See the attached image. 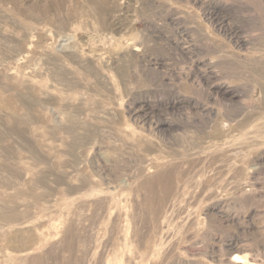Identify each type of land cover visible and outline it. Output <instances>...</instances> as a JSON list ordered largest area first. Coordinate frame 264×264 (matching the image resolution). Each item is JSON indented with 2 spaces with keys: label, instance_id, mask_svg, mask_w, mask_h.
<instances>
[{
  "label": "rangeland",
  "instance_id": "374dc122",
  "mask_svg": "<svg viewBox=\"0 0 264 264\" xmlns=\"http://www.w3.org/2000/svg\"><path fill=\"white\" fill-rule=\"evenodd\" d=\"M247 262L264 0H0V264Z\"/></svg>",
  "mask_w": 264,
  "mask_h": 264
},
{
  "label": "bare ground",
  "instance_id": "6f19581e",
  "mask_svg": "<svg viewBox=\"0 0 264 264\" xmlns=\"http://www.w3.org/2000/svg\"><path fill=\"white\" fill-rule=\"evenodd\" d=\"M231 33V32H230ZM236 33V32H235ZM238 36V35H237ZM232 37V36H231ZM233 38V37H232ZM237 39V38H236ZM236 41V40H235ZM222 86V85H221ZM223 90V89H222ZM227 92V88L225 87V89L222 91V93H226ZM231 93V92H230ZM226 97V96H225ZM230 98V97H229ZM176 100V99H175ZM186 100V99H185ZM225 100V99H224ZM182 102H183V100H182ZM189 102V101H188ZM191 102V101H190ZM198 102V101H197ZM192 104V103H191ZM179 106V105H178ZM224 106V105H223ZM228 108V107H227ZM224 109H226V108H224ZM212 112V111H211ZM223 113V112H222ZM232 114V113H231ZM207 115V114H206ZM186 117V116H185ZM184 118V117H183ZM189 119V118H188ZM224 119V118H223ZM233 121V120H232ZM242 122V121H241ZM207 123V122H206ZM238 125V124H237ZM208 126V125H207ZM159 177V176H158ZM146 183V182H145ZM147 188H149V187H147ZM168 189V188H167ZM141 243V242H140ZM233 250V249H232ZM235 255V254H234ZM245 262L247 261V259L246 258H244L243 259ZM242 259H241V257H239V256H237V255H235L233 258H232V261H234V262H244ZM247 264H255L254 262H247ZM257 264H259V263H257Z\"/></svg>",
  "mask_w": 264,
  "mask_h": 264
}]
</instances>
